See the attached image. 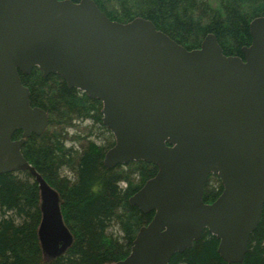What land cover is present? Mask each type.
<instances>
[{
  "label": "water",
  "instance_id": "water-1",
  "mask_svg": "<svg viewBox=\"0 0 264 264\" xmlns=\"http://www.w3.org/2000/svg\"><path fill=\"white\" fill-rule=\"evenodd\" d=\"M249 32L241 58L224 55L212 33L187 50L148 19L111 20L93 0H0V174L26 171L36 181L48 259L71 236L58 194L21 152L48 121L20 80L34 67L101 102L115 140L105 166L142 160L158 168L129 197L153 216L126 258L110 264H169L205 229L224 261H243L264 204V16ZM210 174L222 191L205 203Z\"/></svg>",
  "mask_w": 264,
  "mask_h": 264
},
{
  "label": "trees",
  "instance_id": "trees-1",
  "mask_svg": "<svg viewBox=\"0 0 264 264\" xmlns=\"http://www.w3.org/2000/svg\"><path fill=\"white\" fill-rule=\"evenodd\" d=\"M93 1L111 20H150L187 50L198 48L205 35L212 33L224 55L241 58L242 47L251 43L249 23L264 16V0ZM19 76L31 105L48 116L46 129L40 135L31 134L21 152L58 194L71 243L62 254L44 259L37 235L42 218L37 183L26 171L1 173L0 264L123 260L140 227L153 216L131 205L129 197L156 174L157 166L139 160L108 168L103 159L115 140L102 124L101 102L68 87L56 74L43 76L37 67ZM20 136L17 130L13 139ZM221 191L220 179L208 175L203 201L213 202ZM217 246L216 237L205 229L191 248L173 254L169 264H264V204L241 263L224 261Z\"/></svg>",
  "mask_w": 264,
  "mask_h": 264
},
{
  "label": "rangeland",
  "instance_id": "rangeland-1",
  "mask_svg": "<svg viewBox=\"0 0 264 264\" xmlns=\"http://www.w3.org/2000/svg\"><path fill=\"white\" fill-rule=\"evenodd\" d=\"M49 255L50 254H48L47 252H42V256L44 259H48L47 257H50Z\"/></svg>",
  "mask_w": 264,
  "mask_h": 264
}]
</instances>
